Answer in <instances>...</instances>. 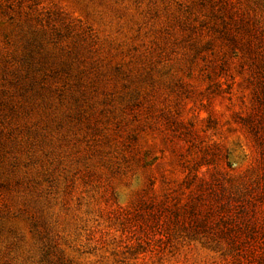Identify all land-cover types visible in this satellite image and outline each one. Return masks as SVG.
I'll return each instance as SVG.
<instances>
[{"label":"rangeland","instance_id":"374dc122","mask_svg":"<svg viewBox=\"0 0 264 264\" xmlns=\"http://www.w3.org/2000/svg\"><path fill=\"white\" fill-rule=\"evenodd\" d=\"M0 264H264V0H0Z\"/></svg>","mask_w":264,"mask_h":264}]
</instances>
